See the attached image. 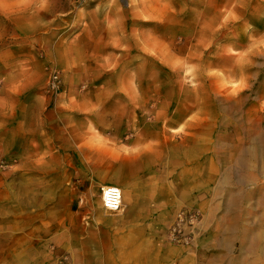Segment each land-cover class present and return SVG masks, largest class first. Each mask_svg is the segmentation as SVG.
Wrapping results in <instances>:
<instances>
[{
    "label": "rangeland",
    "instance_id": "1",
    "mask_svg": "<svg viewBox=\"0 0 264 264\" xmlns=\"http://www.w3.org/2000/svg\"><path fill=\"white\" fill-rule=\"evenodd\" d=\"M86 53L104 68H62ZM68 80L137 85L111 107L129 109L138 142L122 153L138 155L135 175L109 184L118 211L102 208L105 185L41 178L23 150ZM156 250L168 264H264V0H0V264L148 263Z\"/></svg>",
    "mask_w": 264,
    "mask_h": 264
},
{
    "label": "crops",
    "instance_id": "2",
    "mask_svg": "<svg viewBox=\"0 0 264 264\" xmlns=\"http://www.w3.org/2000/svg\"><path fill=\"white\" fill-rule=\"evenodd\" d=\"M102 58L103 54L98 53H86L84 56L75 54L62 65L58 64L70 71L91 65L101 66L102 69L105 66ZM65 87L64 100L56 102L50 110L35 115L34 142L26 143L23 149L25 152H34L33 166L36 174L41 178L51 179L55 176L65 179L74 190L85 185L87 187L83 191H86L93 184L122 186L135 175V170L133 173L132 169L138 166L137 154L124 157L122 153L124 148L130 149L132 153L138 142L123 126L124 120L132 119L131 112L130 115L125 112L129 109L123 108L115 112L111 107L116 98L127 104L132 103L137 97L136 83L127 81L116 85L110 81L68 80ZM99 99L103 102L100 103ZM99 136L104 137V144H98V140L96 141ZM107 142L111 144L108 145ZM108 149L115 151L116 156L108 158ZM90 153L95 156L91 154L89 157ZM117 154H120V157ZM108 169L114 170L119 178L108 180ZM41 183L43 187L47 183L51 185L50 181ZM50 197L45 196L47 199ZM127 202L131 206L132 194H128ZM126 215L133 216V209H128ZM125 258L121 257L119 263L168 264L167 257L158 250L154 257L146 261L148 263H139V259L134 258L124 260Z\"/></svg>",
    "mask_w": 264,
    "mask_h": 264
},
{
    "label": "built area",
    "instance_id": "3",
    "mask_svg": "<svg viewBox=\"0 0 264 264\" xmlns=\"http://www.w3.org/2000/svg\"><path fill=\"white\" fill-rule=\"evenodd\" d=\"M47 85L52 90H57V76L51 75L47 81ZM101 206L106 211H118L121 207V191L113 185L100 187Z\"/></svg>",
    "mask_w": 264,
    "mask_h": 264
}]
</instances>
